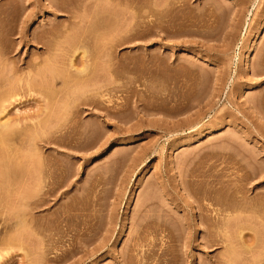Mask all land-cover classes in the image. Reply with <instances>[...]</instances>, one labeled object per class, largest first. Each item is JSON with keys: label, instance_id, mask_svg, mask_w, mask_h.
Here are the masks:
<instances>
[{"label": "rangeland", "instance_id": "374dc122", "mask_svg": "<svg viewBox=\"0 0 264 264\" xmlns=\"http://www.w3.org/2000/svg\"><path fill=\"white\" fill-rule=\"evenodd\" d=\"M55 1L0 0V61L16 76L61 48L50 44L76 28L72 13H88L91 35L131 20L135 32L117 34L110 67L91 44L107 27L89 42L108 114L76 103L98 99L67 71L78 28L56 35L65 83L38 78L2 99L0 122L20 134L0 140V264H264V0H58L69 11L53 12ZM26 172L44 191L33 227Z\"/></svg>", "mask_w": 264, "mask_h": 264}, {"label": "bare ground", "instance_id": "6f19581e", "mask_svg": "<svg viewBox=\"0 0 264 264\" xmlns=\"http://www.w3.org/2000/svg\"><path fill=\"white\" fill-rule=\"evenodd\" d=\"M57 2H58V0H56ZM56 1H55V3L54 4H52L51 2H50V4H52L51 5V7H52V11L53 12H59V11H61V10H68L69 11V8H67V7H62L60 4H58V3H56ZM90 1V0H89ZM84 3V2H83ZM91 4V2H88V3H84L83 5H85V4H88L87 5V7ZM86 6V5H85ZM84 7V6H83ZM87 7L85 8L84 7V9H82L81 11H85L86 12V10H87ZM67 8V9H66ZM86 9V10H85ZM72 13V12H71ZM83 13V15H84V12H82ZM56 14V13H55ZM76 14L77 13H72L71 15H74L75 16V19L76 18H81V19H83L82 17H84L85 16V18L83 19V20H78V22L79 23H75V25L76 24H78L77 26H76V28H75V26H74V28L73 27H71L72 29H77V30H79V33L77 34V33H73V35H77L76 37V41H74V43H68L69 45L70 44H73V45H71V46H67L70 50H72L71 52V56L67 53L68 51H66V49H65V47H63V45L62 46H60L62 43H59V46L57 45L58 43V41H59V39H58V37L59 36H62V37H64L65 36V38L67 37L66 35H69L70 34V32L72 33V30H71V28H70V30H69V28L67 29V30H69V34H66V35H64L63 33H64V31H63V33L60 31V32H55L56 33V35L58 36V37H56V35H54L53 33H52V36L54 35L55 37H56V40H55V37L53 38V41H52V43L50 44L51 45V47H53L54 48V44H53V42L54 41H57V42H54V43H56L55 45L57 46V48L58 47H61L60 49H62V47L65 49V51L63 52H61V50L59 49V51L61 52L60 53V55L64 58V55L63 54H65V53H67V55L66 56H68L69 55V57H70V60H68L69 62L66 64L67 65V67H65L66 65H64V67L65 68H67L68 70V72H70L69 74L70 75H72L73 74V76L75 75V76H77L78 78H82V82H81V84H83V82H84V84H83V86H81L82 88V90H83V88H84V91H85V89L87 88V91H86V93H88V91H90V92H92V91H95V92H97V95H98V99L96 98V99H94V98H91V97H89V96H84V98L83 99H81L80 100V96L79 97H76V98H79V99H75V98H72L71 97V100H69V101H71V103H72V101H73V103H75L76 101H78V100H80V102H76L79 106L80 105H82V106H89V107H95V108H97V109H99V111H103V112H101L102 114L103 113H105V111H106V113H107V110H105L104 108H102V106L101 105H103L107 100H106V90H107V83L106 82H104L105 80L103 79L104 77L103 76H101V77H99V75L100 74H104V73H102L103 72V69L101 70V72L100 73H98V75H97V77H99V78H97V79H95V82L94 83H91V82H93L94 80H93V78L91 79V76L93 77V75H95V74H97L96 72H97V70H96V65H99V64H97V63H99L100 62V60H101V62L102 61H104V59H105V61H107V57L109 56V54L111 53L110 51H112V53H111V55L110 56H112L114 59H115V57L114 56H116V55H113V50L111 49V48H114V49H116V46H121V43L123 44V42H124V40H122V39H125L126 40V38L128 37V35L130 36L131 35V37H130V40H131V38H133L132 37V32L134 31L135 32V30H134V28L132 29V27H134V25H136L134 22V24H132V20L130 21V23L128 22L127 24V26L132 30V32L130 31V33H129V31H127V30H129V28L128 29H126L127 28V26H125L124 28H123V30H125V31H122V32H120L119 30H117L116 28H114L113 30H117V32L118 33H111L110 32V30L111 31H113L112 30V27L109 25V23H106V27L104 26L103 27V25H101L103 28H101V26H99L98 28L99 29H102V30H104V32L106 31V34H104V32L102 31V30H100V33L101 34H99V31L97 30V28L95 27L94 29H93V33H92V35H95L96 36V34H97V37H95L94 36V38L96 39L97 38V40L96 41H98V40H101V39H99V38H102V36L101 35H103V37H105V36H109L108 38H110V35H109V33L110 34H112L111 36V38L110 39H106L107 37H105L103 40H105V42L103 43V41L101 42H96V43H94L95 41V39L93 40L94 42L93 43H91L92 44V46L94 45V47H96V51H95V49L93 50V52L92 51H90L89 52V50H91L89 47L91 46V44L89 45V42H90V40H91V42H92V35L91 34H89V29H91V28H89L90 26H91V23H90V25H89V23H88V21L87 20H89V16H88V13H85V15L83 16L82 15V17L81 16H79V14H77L78 16H76ZM68 15V16H67ZM66 16H67V20H68V18H72V17H70L69 16V14H67ZM131 15V14H130ZM129 15V16H130ZM59 16H64V15H59ZM86 16L88 17V19H86ZM128 16V17H129ZM131 17V16H130ZM130 17H129V19H130ZM73 19H74V17L72 18V21H73ZM70 21V23L72 22L71 20H69ZM59 22V21H58ZM74 22V21H73ZM71 23V26L72 25H74V23ZM53 24H54V22H52ZM61 23H62V21H61ZM64 23V22H63ZM69 23V22H68ZM69 23V24H70ZM51 24V23H50ZM56 24V23H55ZM59 24V23H58ZM58 24H56V25H58ZM108 24V25H107ZM133 25V26H131V25ZM56 25L54 26V27H56ZM64 25V24H63ZM62 25V26H63ZM89 27H88V26ZM64 27V28H63ZM62 28H63V30L65 29V25L63 26ZM70 27V26H69ZM110 27V28H109ZM49 28V27H48ZM57 28H59V27H57ZM60 28H61V24H60ZM62 28H61V30H62ZM66 28H67V26H66ZM89 28V29H88ZM105 28H106V30H105ZM135 28H137L136 26H135ZM45 29H47V28H45ZM51 29V28H50ZM49 29V30H50ZM87 30V31H85V30ZM96 29V30H95ZM49 30H47V31H49ZM56 30V29H55ZM60 30V29H59ZM92 30V29H91ZM109 30V31H108ZM46 31V30H45ZM46 31V33H48L49 34V32H50V34H51V31H49V32H47ZM54 31V30H53ZM96 31H97V33H96ZM136 31H138V29H136ZM68 32V31H67ZM78 32V31H77ZM91 32V31H90ZM120 32V33H119ZM140 32V31H139ZM143 32V31H142ZM43 33V32H42ZM62 33V34H61ZM96 33V34H95ZM124 33V34H123ZM50 34L48 35V38H50L51 36H50ZM59 34V35H58ZM117 34H119L120 35V37L121 36H125L124 38H120L119 37V35L117 36ZM136 34V33H135ZM139 34V33H138ZM142 34H144V32L142 33ZM98 35H99V37H98ZM137 35V34H136ZM140 35H141V33H140ZM139 35V36H140ZM42 36V35H41ZM44 36V35H43ZM46 36V35H45ZM45 36H44V38H45ZM50 36V37H49ZM101 36V37H100ZM115 36H117L115 39V42L113 41L114 40V37ZM143 36V35H142ZM47 37V36H46ZM73 37V36H72ZM138 37V36H137ZM43 38V37H42ZM52 38V37H51ZM50 38V39H51ZM113 38V40H111ZM118 38L121 40V42L118 40ZM34 39V38H33ZM39 39V38H38ZM46 40H48L47 38H45ZM44 39V40H45ZM49 39V41H51ZM128 39V38H127ZM135 39V38H134ZM46 40H45V42H46ZM73 40H75L74 38H73ZM130 40H128V44H130V42H132V41H130ZM36 41V40H35ZM40 41V40H39ZM42 41V40H41ZM49 41H47L48 43V47L50 46L49 45ZM107 41V42H106ZM123 41V42H122ZM44 42V41H43ZM60 42V41H59ZM73 42V41H72ZM64 43V42H63ZM47 44H46V46H45V48L47 47ZM100 45V44H103V45H101V46H103V48L102 47H97V46H95V45ZM124 44H126V42L124 43ZM44 45V43L42 44V46ZM65 46L67 45V43H65L64 44ZM98 45V46H99ZM91 46V47H92ZM47 47V48H48ZM51 47H49V49L50 50H48L47 48L45 49V50H47V52L50 54V51L52 50H54L53 48H51ZM105 47V48H104ZM89 48V49H88ZM97 48H99V49H97ZM55 49H56V47H55ZM58 49H56L57 51H58ZM64 49H62V50H64ZM103 49V50H102ZM104 49H105V51H104ZM110 49V50H109ZM45 50H44V52H45ZM56 50H54L55 52H56ZM68 50V49H67ZM100 50V54L97 52V51H99ZM102 50V51H101ZM108 50V52H106ZM59 51H58V54H59ZM94 51H95V56H97V58H100V60L98 61L96 58H95V61L97 62H94L92 59L95 57L93 54L91 55V52L92 53H94ZM46 52V53H47ZM52 53V54H50L52 57H50V55L48 56V57H50V59L48 60V58H45V59H47L44 63H43V65L42 66H45V67H42L41 66V68H40V66H38L37 67V65L35 64H31V68H33V75L32 74H27L25 77H20V76H16L15 74H16V71H17V69H16V67H15V70L13 69L14 68V66H13V68H12V65H13V63H12V61H9V57L7 58V57H5V58H3V59H1V61L0 62H3V63H5V61H6V63L5 64H3L2 63V66H3V68H2V66L0 67V69L2 68V72H0L1 74V79H0V104L2 103V99L4 98V97H6V96H10V95H13L14 93H15V90L17 91V90H20V89H24V88H27V89H31V90H33V89H38V83H39V85L41 86L42 84H40L42 81H43V79H49L50 80V84H51V81H53L52 83H53V85H55L54 84V80H55V82L57 83V79H60L61 80V78H63L64 77V75H63V73H61L60 71H58L57 70V65L58 64H60V62L57 64L56 62H57V60H56V58L53 56V54H55V56L57 55V53ZM110 52V53H109ZM114 52H115V50H114ZM96 53H98V55H96ZM109 53V54H108ZM75 55H78L79 56V63H81V67L79 68H77V66L75 67V65H74V62H72V57H74ZM99 55H100V57H99ZM59 56V55H58ZM57 56V58H58V60H61V59H59L60 58V56L58 57ZM65 56V57H66ZM109 56V60H108V62H105V63H107V64H105L104 62H102L103 64H104V66L105 67H110V66H112L111 64H113L115 61L113 60V59H110V58H112V57H110ZM117 57V56H116ZM53 58H54V60H53ZM77 60H78V58L77 57H75ZM143 58L144 57H142V60H143ZM6 59V60H5ZM118 59H119V56H118ZM5 60V61H4ZM43 60V59H42ZM63 60V59H62ZM62 60H61V62H62ZM111 60H113V62L111 61ZM117 60V59H116ZM56 61V62H55ZM65 61V60H64ZM109 61H111V63L109 64ZM118 62H119V60H117ZM12 63V65H10ZM62 63H65V62H62ZM93 63L95 64V65H93ZM101 63V64H102ZM1 64V63H0ZM76 64V63H75ZM115 64V63H114ZM113 64V65H114ZM62 65V64H61ZM108 65V66H107ZM118 65V64H117ZM59 66V65H58ZM100 66V65H99ZM102 67H104L103 65H101ZM249 66H250V62H249V60L246 58V60L244 61V63L242 64V68L244 69V70H247L248 68H249ZM63 67V66H62ZM37 68H39V69H37ZM42 68H44L43 70L45 71H42ZM96 70V72H95V70ZM41 69V70H40ZM64 70V69H63ZM1 71V70H0ZM57 71V72H56ZM58 73V74H56V73ZM66 71H64V73H65ZM67 72V73H68ZM95 74H94V73ZM41 73H42V75H41ZM67 73H65L66 74V76H68L69 74H67ZM57 75H62V76H60L61 78H59V76H57ZM44 76H45V78H44ZM103 77V78H102ZM38 78H40V79H42V80H40V81H38L37 80V88H36V86L35 85H33V82L34 81H36V79H38ZM100 78H102V79H100ZM65 78H63V81H61L62 83L64 82L65 83V80H64ZM90 79V80H89ZM98 79H100L99 81H98ZM89 80V81H88ZM93 80V81H92ZM96 80L98 81V82H96ZM86 81V82H85ZM91 81V82H90ZM32 82V83H31ZM85 83H86V85H85ZM40 86H39V89H41L40 88ZM33 88V89H32ZM39 91H42V90H39ZM85 92H82L81 94V96H83L84 94H86ZM75 99V100H74ZM108 102V101H107ZM71 103L69 102V104L68 105H71ZM78 105H77V107H78ZM72 106V105H71ZM3 111V109L0 111V113ZM108 114V113H107ZM106 114V115H107ZM56 120H54V123H53V125H51V127H50V129H52L53 128V130H57L58 128H59V125H57L58 124V122H59V120H58V122H57V124H56ZM13 127H15V126H13V125H9L6 121L5 122H0V140H1V144L3 143L2 141H4V143H6V144H8L9 143V140H10V143L12 142V139L13 138H15V140H16V137L20 134H18V131L17 130H15V129H17V128H13ZM45 127H43V129H44ZM48 128V127H47ZM49 129V128H48ZM13 130H14V132H13ZM20 132V131H19ZM15 133H17V135H14ZM12 134H13V138H11L10 136H12ZM16 136V137H15ZM38 137H41V136H38ZM11 138V139H10ZM42 138V137H41ZM41 138H35L36 139V141H34L35 143L36 142H38L39 141V139H41ZM35 139H33V140H35ZM46 139V140H45ZM43 141V143L44 144H50L51 143V140H50V138L49 139H47V138H45ZM6 140V141H5ZM8 140V141H7ZM42 140H40V143L42 142ZM13 141H14V139H13ZM53 141H54V139H53ZM56 142V141H55ZM55 142H54V144H55ZM3 143V144H4ZM9 143V144H10ZM5 144V145H6ZM37 144V143H36ZM51 144H53V143H51ZM38 145H39V143H38ZM41 145H43V144H41ZM45 145V146H46ZM40 146V145H39ZM38 147V146H37ZM36 147V148H37ZM43 147V146H42ZM38 149V148H37ZM25 169V168H24ZM26 170H29L28 168L26 169ZM30 172V171H29ZM29 172H26L25 174H26V176H25V179H26V183H27V185H26V183H25V188H24V191H27V194H26V196H25V198H24V200L26 199V201H27V204L30 206V210H28L29 212H27V216H25V218H24V220H25V222H27L29 225H31L32 224V220H33V218H34V210H36L37 209V211H39V209L43 206V205H45V204H43V201H42V199L44 198H42L41 199V201H40V199H37V200H35L36 199V196H37V192H38V194L41 192H44V191H42V186L40 185L39 187H38V189H37V191L35 192V190H36V186L38 185V183H37V185L35 186V184L33 183L34 181H33V179H34V177L32 176L33 174H31L30 175V173H32V171L29 173ZM143 172H144V170H142L141 171V173H140V175H142L143 174ZM29 173V174H28ZM24 178V177H23ZM44 180V179H43ZM35 186V187H34ZM26 187H28V188H26ZM43 188H44V186H43ZM28 189V190H27ZM24 191H23V194H24ZM48 191V190H47ZM40 193V194H41ZM49 193V192H48ZM47 192L45 193V195L46 194H48ZM44 194V193H43ZM50 195V194H49ZM39 196V195H38ZM40 196H43L42 194L40 195ZM47 196V195H46ZM45 196V197H46ZM40 198V197H39ZM45 202V201H44ZM208 203V202H207ZM207 205V204H206ZM42 209H44V208H42ZM41 210V209H40ZM45 210V209H44ZM43 210V211H44ZM212 210V209H211ZM213 210H215V209H213ZM212 210V211H213ZM43 211H41V212H43ZM200 211H201V209H200ZM217 211V210H216ZM216 211H215V213H216ZM214 212V211H213ZM8 213V212H7ZM25 215H26V213H25ZM37 215V214H36ZM7 217H8V215H7ZM24 217V216H23ZM22 217V218H23ZM9 218V217H8ZM203 218V217H202ZM23 220V219H22ZM217 221V220H216ZM20 222H21V220H20ZM221 222V221H220ZM220 222H218V223H220ZM24 223V222H23ZM205 223V222H204ZM221 223H223V222H221ZM221 223L220 224H217V226L218 225H221ZM27 224V225H28ZM29 225H28V227H29ZM216 225V224H215ZM223 225V224H222ZM208 226V225H207ZM213 228L215 227L214 226V224H212L211 225ZM32 227H33V224H32ZM35 227V226H34ZM208 228H210V226H208ZM210 244H212V243H210ZM213 264H217V262H213Z\"/></svg>", "mask_w": 264, "mask_h": 264}]
</instances>
